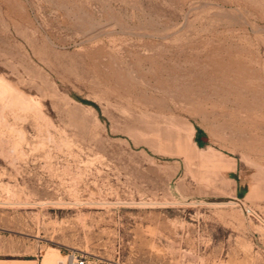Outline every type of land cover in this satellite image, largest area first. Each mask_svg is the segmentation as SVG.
<instances>
[{"label": "rangeland", "instance_id": "1", "mask_svg": "<svg viewBox=\"0 0 264 264\" xmlns=\"http://www.w3.org/2000/svg\"><path fill=\"white\" fill-rule=\"evenodd\" d=\"M0 83V255L264 264V0H0Z\"/></svg>", "mask_w": 264, "mask_h": 264}, {"label": "built area", "instance_id": "2", "mask_svg": "<svg viewBox=\"0 0 264 264\" xmlns=\"http://www.w3.org/2000/svg\"><path fill=\"white\" fill-rule=\"evenodd\" d=\"M57 264H89L87 253L70 249L63 254V258L57 261Z\"/></svg>", "mask_w": 264, "mask_h": 264}, {"label": "crops", "instance_id": "3", "mask_svg": "<svg viewBox=\"0 0 264 264\" xmlns=\"http://www.w3.org/2000/svg\"><path fill=\"white\" fill-rule=\"evenodd\" d=\"M0 264H36L34 259L7 258L0 255Z\"/></svg>", "mask_w": 264, "mask_h": 264}, {"label": "bare ground", "instance_id": "4", "mask_svg": "<svg viewBox=\"0 0 264 264\" xmlns=\"http://www.w3.org/2000/svg\"><path fill=\"white\" fill-rule=\"evenodd\" d=\"M0 84H1V83H0ZM55 255H56V253H55V251H54L53 248H52V251L50 250V251H48V252L45 253V257H44V259H45L48 263H51V261H52L53 259H55L53 263L57 264V261H58L59 259H62V257H61V258H58V257L54 258ZM46 261H45V262H46ZM45 262H44V263H45Z\"/></svg>", "mask_w": 264, "mask_h": 264}]
</instances>
